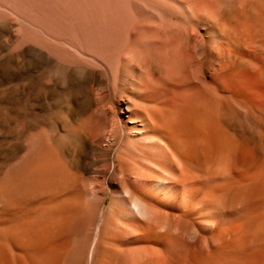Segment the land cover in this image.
<instances>
[{"label": "bare ground", "instance_id": "bare-ground-1", "mask_svg": "<svg viewBox=\"0 0 264 264\" xmlns=\"http://www.w3.org/2000/svg\"><path fill=\"white\" fill-rule=\"evenodd\" d=\"M232 188L215 238L264 264V0H0V264L153 256Z\"/></svg>", "mask_w": 264, "mask_h": 264}, {"label": "rangeland", "instance_id": "rangeland-1", "mask_svg": "<svg viewBox=\"0 0 264 264\" xmlns=\"http://www.w3.org/2000/svg\"><path fill=\"white\" fill-rule=\"evenodd\" d=\"M156 25L162 29L165 28L164 31L170 33L179 27L178 25L173 24L169 17H164L162 20H158ZM129 177L130 181L133 183V176L130 174ZM175 178L176 179L172 183L173 190L170 197L158 206H151L149 219L150 222L155 225L163 220V214L166 211L181 214L184 210L187 211L189 209L188 205L190 204L191 199L188 197V191H190L193 186L192 184L189 185L190 182L186 181L180 173L179 176L176 175ZM189 187L191 189H189ZM227 192L223 194V196L225 195L224 197L221 196L222 198L216 195H213V197L208 195L212 199L210 209L209 211L200 214V221L197 225L199 234L193 242L186 236L188 220L185 219L177 231H172L171 233H165L167 230L164 231V235L166 234L164 242L154 246L158 251L156 255L152 256L150 254L149 256V254H147L145 256L146 252L144 250L146 247H150V244H136L135 242L127 245V248L126 246L125 248L124 246L118 248L127 250L128 254L130 253L127 256V260L117 261L113 259L98 258V260L87 261L86 264H114L117 262H120V264H257L255 258L251 255L249 256V254H244V238L242 241H239V243L236 242V236L233 235L229 242H227L228 244H220L217 241V238H215L214 234L218 229L230 226L235 220L244 218L245 215L244 209L240 211L238 210L237 205H235L234 188ZM196 197L198 196H195V198ZM111 198L112 196L110 193L107 205H109ZM143 220H146V218H143ZM211 220H214V223L211 222ZM135 227L136 226L133 225L130 226L129 229H127L128 233L124 232L125 234L122 233L124 234L122 236L134 238L138 234H143ZM101 253L100 255H102Z\"/></svg>", "mask_w": 264, "mask_h": 264}]
</instances>
